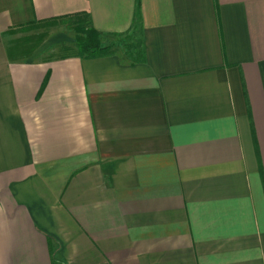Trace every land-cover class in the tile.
<instances>
[{
    "label": "crops",
    "instance_id": "0c3cea01",
    "mask_svg": "<svg viewBox=\"0 0 264 264\" xmlns=\"http://www.w3.org/2000/svg\"><path fill=\"white\" fill-rule=\"evenodd\" d=\"M74 15L129 56L8 57ZM52 262L264 264V0H0V264Z\"/></svg>",
    "mask_w": 264,
    "mask_h": 264
},
{
    "label": "rangeland",
    "instance_id": "374dc122",
    "mask_svg": "<svg viewBox=\"0 0 264 264\" xmlns=\"http://www.w3.org/2000/svg\"><path fill=\"white\" fill-rule=\"evenodd\" d=\"M78 23L75 21L65 22L62 20H57L54 22L47 23H37L31 26H27L23 30L17 29L12 32L11 35L7 36V48H13L14 53H22L24 50L32 49L37 45H42L49 37H57L58 43L48 52L50 56H67L76 54L74 50V44L77 40L84 39V37L79 33ZM133 28L130 32L121 37L120 40L116 42H109L107 44H114V49L121 51L125 56H129L130 49L134 46L133 41L135 40V31ZM28 45L25 43V39ZM43 39V42L39 41ZM24 44V45H23ZM22 58V56H19Z\"/></svg>",
    "mask_w": 264,
    "mask_h": 264
},
{
    "label": "trees",
    "instance_id": "16d2710c",
    "mask_svg": "<svg viewBox=\"0 0 264 264\" xmlns=\"http://www.w3.org/2000/svg\"><path fill=\"white\" fill-rule=\"evenodd\" d=\"M58 20H62L65 22L75 21L79 24L78 30H79V33H81V35L84 37V39L77 40L74 44V50H75L77 56L84 58V59H96V58H102V57L110 56V55H113L115 53V49H114L113 44L103 43L99 40V35L94 30V28L92 27V24H91L88 16H86V15H74V16H70V17L61 18ZM52 22H54V21H52ZM31 25H33V24L21 26L17 29L23 30L27 26H31ZM17 29L10 30L8 33L12 34V32H14ZM24 41L26 43V41H29V40L27 38ZM39 42L42 43L43 39L41 38V40ZM26 45H28V43H26ZM38 46L39 45L32 47V49L24 50L20 54L14 53V49L13 48L11 49L8 47L7 48V55L11 59L15 58V57H19V56H29ZM49 248H50V252L52 254V250H53L52 246L49 245ZM52 264H55V263L52 262Z\"/></svg>",
    "mask_w": 264,
    "mask_h": 264
}]
</instances>
